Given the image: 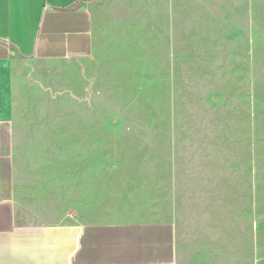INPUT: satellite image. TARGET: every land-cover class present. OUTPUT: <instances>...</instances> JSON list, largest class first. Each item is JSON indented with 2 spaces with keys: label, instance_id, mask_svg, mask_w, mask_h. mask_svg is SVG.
<instances>
[{
  "label": "rangeland",
  "instance_id": "374dc122",
  "mask_svg": "<svg viewBox=\"0 0 264 264\" xmlns=\"http://www.w3.org/2000/svg\"><path fill=\"white\" fill-rule=\"evenodd\" d=\"M144 3L116 54L39 94L68 164L102 213L173 221L178 264H264V0Z\"/></svg>",
  "mask_w": 264,
  "mask_h": 264
},
{
  "label": "crops",
  "instance_id": "0c3cea01",
  "mask_svg": "<svg viewBox=\"0 0 264 264\" xmlns=\"http://www.w3.org/2000/svg\"><path fill=\"white\" fill-rule=\"evenodd\" d=\"M144 4L0 0V264H178L173 221L102 213L58 101L39 98L116 54Z\"/></svg>",
  "mask_w": 264,
  "mask_h": 264
}]
</instances>
